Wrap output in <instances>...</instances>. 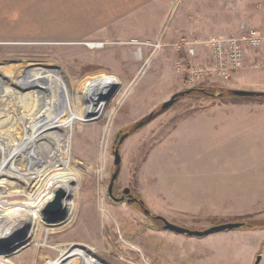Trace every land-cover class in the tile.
Here are the masks:
<instances>
[{
    "label": "rangeland",
    "instance_id": "rangeland-1",
    "mask_svg": "<svg viewBox=\"0 0 264 264\" xmlns=\"http://www.w3.org/2000/svg\"><path fill=\"white\" fill-rule=\"evenodd\" d=\"M195 6L201 36L194 39L240 34L249 27L264 29V0H180L167 29L178 25L184 10L192 22ZM0 7L4 8V24L0 23V139H19L28 126L58 105L54 109L57 118L45 137L54 152L70 156L71 165L62 173L80 174L74 196L77 209L71 220L57 226L38 225L37 220L44 219L32 208L34 221L26 235L21 226L0 237L4 247L12 240L24 239L22 250L14 253V249H0V256L13 264H47L73 248L89 247L103 264H155L162 258L195 264L198 254L191 252L189 237L183 241L143 208L110 197L115 147L127 132L115 196L120 198L129 187L136 197H142L153 216L190 229L241 222L246 215L264 223V123L245 124L238 135L231 134L232 129L215 131L214 125L201 121L184 125L204 107H264V103H231L195 93L159 112L164 102L188 88L186 72L180 71L179 63L188 66L205 61V45H198L197 56L189 58L184 48H177L182 41L167 46L163 37L157 42L89 39L72 32L71 27L81 25L74 24L68 12V20L51 18L42 7L40 11L35 9L34 0H0ZM51 70L59 75L62 88L56 90L58 96L52 104L47 88L33 86ZM204 86L264 91V49L250 52L245 66L229 81ZM154 112L148 123L134 128ZM210 142L215 145L204 148ZM216 142H222L219 148ZM231 149L242 150L244 156L219 154ZM35 150L41 151L38 147ZM27 165L35 167L38 162L28 160ZM14 167L20 169L19 173L26 171L17 160L0 156V189L21 183L9 176L17 172ZM26 198L2 201L21 203ZM0 209L8 213L6 206ZM37 227L41 229L38 235L33 234ZM258 229L264 227L240 228ZM5 236L11 240L2 242ZM163 249L168 251L161 253ZM228 252L210 264H230V260L236 264L238 256ZM76 259L71 257L60 264H82ZM0 263L7 264L3 260Z\"/></svg>",
    "mask_w": 264,
    "mask_h": 264
},
{
    "label": "crops",
    "instance_id": "crops-1",
    "mask_svg": "<svg viewBox=\"0 0 264 264\" xmlns=\"http://www.w3.org/2000/svg\"><path fill=\"white\" fill-rule=\"evenodd\" d=\"M179 1L34 0V7L38 11L42 10V7L51 18L64 20H68L66 15V12H68L71 20H75L72 22L76 25H81V27L76 29L71 27L72 32L81 33L89 39L92 37L105 42L118 39L125 41L138 39L157 42L163 37L162 41L167 46H172L185 39H194L201 36L200 22L197 18L199 11L196 6L193 7L194 14L192 16V22L188 20V13L184 10L179 17L178 25L174 29H170V27L167 29V24ZM3 10L4 8L0 7V23L2 25L4 24ZM205 53L206 57H208V48H206ZM122 81L125 80L122 79ZM200 110L194 113L196 116L192 119L187 118L184 125L188 126L191 120L196 123L201 121L200 123L203 124L214 125L215 131L232 129L234 132L231 134L238 135V130H241L245 124L264 123V107L213 106L204 107ZM256 115H262L263 117L257 119L255 117ZM210 143L206 146L204 145V148H211L215 145L214 142ZM221 143L216 142L218 148V145H221ZM207 151L214 153L212 149H208ZM243 153L242 150L235 151L233 149L219 151V154L225 156L226 154H229L228 156H244ZM175 234L180 236L183 241L186 239L185 237H189V244L192 246L191 252L194 251V254H198L196 255L198 259L195 260V264H210L215 257L225 256L229 253L228 251L238 256L236 264H252L256 256L257 258L260 257L258 264H264L263 229H258L254 232L242 231L240 229L228 230L205 237H190ZM167 251L168 249H163L161 253ZM189 257L190 255L188 254ZM187 262L183 263L182 261L176 260L173 263L171 260L162 258L159 263L157 262L155 264H187ZM230 264H232L231 260Z\"/></svg>",
    "mask_w": 264,
    "mask_h": 264
},
{
    "label": "bare ground",
    "instance_id": "bare-ground-1",
    "mask_svg": "<svg viewBox=\"0 0 264 264\" xmlns=\"http://www.w3.org/2000/svg\"><path fill=\"white\" fill-rule=\"evenodd\" d=\"M33 86L47 88V90H49L52 95L50 103L52 104L55 103V99L58 96L56 90L61 88V79L59 78V75L56 74V72L51 70L44 76H41ZM60 97L62 98V93ZM57 106L51 108V112L47 115L44 113L45 116L40 120H37L35 125L32 127L28 126L27 129L22 132L23 136L19 137V139H0V156L4 158H11V160H17L20 162V165L24 168V170H26L24 173H19L18 171L20 169L14 167L15 171L17 172H15V174H9V176L20 179L21 183L18 185L11 183L10 185L4 186L2 189H0V204L2 207L6 206V210H8V213H4V211L0 209V237L4 232L7 234L8 232L13 233L16 230H19L21 226H24L26 235L30 230L31 223L34 221L31 213L32 208L38 210L41 213V217L44 219L41 221L37 220L36 224L39 225L41 223L46 226H57L61 223H68L71 220L73 213L76 212L77 205L74 196L77 195L79 190L80 174L76 172L71 174L62 173V171H64L66 168H69L71 165L70 156L64 157V154L61 155L58 149L57 152H54V146H52L45 137V135L48 133L47 130L57 118V116L54 115V109H56ZM36 147L41 150L40 153H36ZM28 160L37 161L38 166L33 167L32 165H27ZM60 189L65 191V197L62 199L63 209L61 217L57 220H54V215L46 213L45 208L47 204L54 199L56 192ZM36 193L38 195H36ZM23 196L27 197L26 202H15L10 204L2 201L3 199L7 200L8 198H21ZM15 205L20 206L14 207ZM17 222H19V224H17L14 229L10 230V227H12V225L16 224ZM35 232L36 235H38L41 233V229L37 227L33 234ZM34 238L33 241H35ZM10 240L11 239L6 236L2 238V242L4 243H6L5 241L8 242ZM16 240L17 239H15V241L12 240L6 244L8 247L0 245V249H6V251L14 249V253L21 251L23 248L22 245L25 243L24 239H18V241L20 240L19 242H16ZM27 245L28 244H26V246ZM75 256L77 257L76 260H78V262L81 261L82 264H103L99 257L97 258V256H95L89 247L73 248L67 253L64 252L60 259L56 261H49L47 264H60L64 260ZM2 260L7 264H13L4 257L0 256V261ZM76 262L77 261H75V263Z\"/></svg>",
    "mask_w": 264,
    "mask_h": 264
},
{
    "label": "built area",
    "instance_id": "built-area-1",
    "mask_svg": "<svg viewBox=\"0 0 264 264\" xmlns=\"http://www.w3.org/2000/svg\"><path fill=\"white\" fill-rule=\"evenodd\" d=\"M198 45H205L209 50L205 61L190 62L188 66L179 63L180 71L186 72L185 83L188 88L229 81L234 73L245 66L250 52L264 49V29L249 27L240 34H218L207 39L186 40L179 43L177 48H184L189 58H192L198 54Z\"/></svg>",
    "mask_w": 264,
    "mask_h": 264
},
{
    "label": "water",
    "instance_id": "water-1",
    "mask_svg": "<svg viewBox=\"0 0 264 264\" xmlns=\"http://www.w3.org/2000/svg\"><path fill=\"white\" fill-rule=\"evenodd\" d=\"M194 90H195L194 88H188L186 90H182V91L175 93L168 101L164 102L160 106L159 112L160 111L162 112V111L169 109L170 107H172L175 104V102L179 98L193 93ZM259 92H261V91L245 90V89H229V94L236 95V96H254V95L258 94ZM216 95H219V94H216ZM156 113L157 112L151 113L148 117H146L143 120H141L140 122L136 123L134 125V128L142 126L145 123V121L153 118L156 115ZM127 136H128V132L126 134H123L120 137V139H119V141L115 147V170H114V173H113L111 180H110L108 192H109L110 197L116 201H125V196H129V199L127 200V202L132 204V203H134V201L137 202L138 199L137 198L134 199L132 197V195H131L132 189L131 188H129V187L125 188L123 190V196L120 198L114 195V187H115L116 181L119 177V174L121 171V166H122L121 148H122V144L125 141ZM63 197H65V191L62 189L58 190L55 194L54 199L51 202H49L45 208L46 213H50V214L54 215V220H57L61 217L62 209H63V206H62ZM143 210L149 217L153 216L150 209L143 208ZM157 219L163 220L164 229L170 230V231L177 233V234H182V235H186V236H190V237H205V236H208V235H211L214 233H218V232L240 229L244 225L243 222H227V223L213 225V226L208 227V228L203 229V230H199V229H190L187 227H183V226L171 223L166 218H164L162 216H157ZM259 261H260V257L257 258L255 264H258Z\"/></svg>",
    "mask_w": 264,
    "mask_h": 264
},
{
    "label": "trees",
    "instance_id": "trees-1",
    "mask_svg": "<svg viewBox=\"0 0 264 264\" xmlns=\"http://www.w3.org/2000/svg\"><path fill=\"white\" fill-rule=\"evenodd\" d=\"M194 89L195 90H194L193 93H191V95L195 94V93H203V94H205L207 96L214 97V98L220 99L222 101H226L227 100L228 102H231V103H241V102H259V103H264V91H261V92H259L258 94L254 95V96H236V95L229 94V89L228 88L227 89L217 90L215 88L205 87L204 85H201V86L194 87ZM217 91L220 92L219 95H216ZM148 116H146V117H148ZM150 120L145 121L144 124L148 123ZM142 126H140V127H142ZM137 199H138V201L135 204L133 203V205H136L137 207H140V208H147L144 200L142 199V197L140 195H137ZM152 218L153 219H157V216L154 215V216H152ZM243 218H244V220L241 221V222L244 223V225L242 227L243 229H245V228H255V227H264V223H258V221L255 220L253 215H246Z\"/></svg>",
    "mask_w": 264,
    "mask_h": 264
},
{
    "label": "flooded vegetation",
    "instance_id": "flooded-vegetation-1",
    "mask_svg": "<svg viewBox=\"0 0 264 264\" xmlns=\"http://www.w3.org/2000/svg\"><path fill=\"white\" fill-rule=\"evenodd\" d=\"M131 195H132V197L135 199V198H137L135 195H134V192H133V190H132V192H131ZM123 196V193H121V195H120V197H122ZM129 199V196H125V200H128ZM136 203V201H134V204ZM155 221H160V222H163V220H161V219H154ZM164 223V222H163Z\"/></svg>",
    "mask_w": 264,
    "mask_h": 264
}]
</instances>
